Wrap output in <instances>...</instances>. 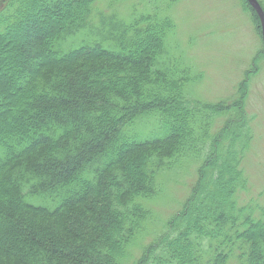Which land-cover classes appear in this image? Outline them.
<instances>
[{
    "label": "trees",
    "instance_id": "1",
    "mask_svg": "<svg viewBox=\"0 0 264 264\" xmlns=\"http://www.w3.org/2000/svg\"><path fill=\"white\" fill-rule=\"evenodd\" d=\"M96 2L1 4L0 264H264V206L240 200L242 99L189 97L199 74L157 2ZM193 161L187 202L149 229L162 176Z\"/></svg>",
    "mask_w": 264,
    "mask_h": 264
},
{
    "label": "rangeland",
    "instance_id": "2",
    "mask_svg": "<svg viewBox=\"0 0 264 264\" xmlns=\"http://www.w3.org/2000/svg\"><path fill=\"white\" fill-rule=\"evenodd\" d=\"M3 1L0 0V8ZM145 1L97 0L96 4L102 14L127 17L134 8H145L142 5ZM154 1L176 23L175 39L180 51L193 66V73L199 74L189 97L202 104L242 99L252 138L242 166L248 185L240 193V200L254 198L264 206V46L255 12L245 0ZM3 56L0 50V58ZM223 121L225 117L219 113L212 128L219 127ZM197 167L198 163L193 161L181 172L162 176L165 189L160 199L150 203L157 220L149 229L160 231L165 221L187 202L197 179ZM150 240L151 237L147 242Z\"/></svg>",
    "mask_w": 264,
    "mask_h": 264
},
{
    "label": "water",
    "instance_id": "3",
    "mask_svg": "<svg viewBox=\"0 0 264 264\" xmlns=\"http://www.w3.org/2000/svg\"><path fill=\"white\" fill-rule=\"evenodd\" d=\"M246 1L251 6V8L254 9V11L256 12V14L259 17V20L261 22V31L260 32L262 34V41H263L262 44L264 45V10L257 0H246Z\"/></svg>",
    "mask_w": 264,
    "mask_h": 264
}]
</instances>
